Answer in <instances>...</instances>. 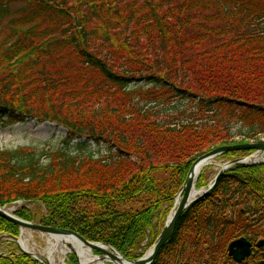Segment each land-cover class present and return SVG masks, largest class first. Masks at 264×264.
Instances as JSON below:
<instances>
[{
	"label": "trees",
	"instance_id": "obj_1",
	"mask_svg": "<svg viewBox=\"0 0 264 264\" xmlns=\"http://www.w3.org/2000/svg\"><path fill=\"white\" fill-rule=\"evenodd\" d=\"M5 21L0 123L50 122L69 134L45 159L0 148V207L41 202L43 225L134 260L157 240L198 157L235 145V125L248 131L242 143L264 136V0H0ZM162 98L193 100L220 118L165 125L139 106ZM89 142L108 155L70 153ZM241 154L250 153L223 157ZM167 170L175 173L159 176ZM19 232L0 217V236ZM241 237L264 240V163L223 174L154 264H237L228 247ZM0 264L41 263L12 251ZM243 264H264V247Z\"/></svg>",
	"mask_w": 264,
	"mask_h": 264
},
{
	"label": "rangeland",
	"instance_id": "obj_2",
	"mask_svg": "<svg viewBox=\"0 0 264 264\" xmlns=\"http://www.w3.org/2000/svg\"><path fill=\"white\" fill-rule=\"evenodd\" d=\"M8 22H3L0 25V42L8 38L10 30L8 29ZM137 89L141 88L147 90V87L140 85L136 87ZM148 99V98H147ZM165 98H162L159 102H150L143 101L139 103V106L143 108L144 111L152 113L156 118L164 123L165 125L170 126H181L189 122H195L199 125L207 122L211 119L220 118V115L215 112H206V109L198 107L197 102L193 100H169L164 102ZM224 118V117H223ZM222 118V119H223ZM235 137L233 138L236 144H246L247 142L242 143L241 140L244 139L241 135H246L248 131L242 128L239 125H235L232 129ZM68 131L56 124L52 123H39L38 121H27L25 123L15 124V125H2L0 123V148L3 149H21V148H34L38 154L42 155L43 159L48 158L52 153L57 152L62 149L63 140L67 137ZM264 141V136H258L250 142ZM88 142V141H87ZM239 142V143H238ZM76 144V143H75ZM73 144V145H75ZM72 155L75 153L81 155L82 158H104L108 155V149L105 146H99L93 142H89V147L79 149V151L71 150ZM247 157L249 155H240V157ZM230 161L228 158L219 157L216 159L215 164L207 167L201 177L203 176V183L201 187H198L197 190L205 189L213 179L215 178L219 166L226 165ZM167 174H159V176L170 177L175 172L173 170H167ZM189 174V172H188ZM187 174V176H188ZM187 179V177H186ZM205 187H204V186ZM16 202V201H15ZM15 202L10 203V207L19 208ZM27 206L29 213L34 215V222L38 223L41 213H42V204L39 202L25 205ZM140 205H134L133 207L138 208ZM24 207V206H22ZM21 207V208H22ZM19 208V209H21ZM18 209V210H19ZM33 239L31 244L35 247L37 257L46 261L47 256L44 254V250L47 248V238L48 235H44L39 232H31ZM20 250L17 245H13L10 242L3 241L0 245V254L9 256L12 254V251L16 252ZM149 251V250H148ZM147 251V252H148ZM95 256L103 258V255L94 252ZM63 261L65 264H80L79 257L73 253H68V255L63 256L60 254L55 255L56 264H62ZM105 264H112L110 262H105Z\"/></svg>",
	"mask_w": 264,
	"mask_h": 264
},
{
	"label": "water",
	"instance_id": "obj_3",
	"mask_svg": "<svg viewBox=\"0 0 264 264\" xmlns=\"http://www.w3.org/2000/svg\"><path fill=\"white\" fill-rule=\"evenodd\" d=\"M237 151H255L259 153L264 152V141L249 143L245 145H236V146H231V147H220L198 158L194 162L193 166L191 167L187 180L184 186L182 187L181 191L177 195V199L182 197L180 203L175 204L173 213L167 219L165 227L163 231L161 232L153 248L144 257L140 259L127 260L117 250H115L112 247L99 244V243L87 242L81 236L71 231L60 230V229L45 227L39 224L25 222L13 216L12 214H9L3 209H0V217L8 220L11 223H14L15 225L20 226L23 229L38 231V232H42V233L49 234V235H61V236L73 237L77 239L78 241H80L82 244L91 247L93 250L103 255V258L110 257L112 259H116V260L118 259L119 261H121L120 263H116V264H154L160 251L172 239L175 233L177 224L181 216L183 215V213L191 205H193L196 201H198L200 198L208 194L209 191L216 185L219 178L223 175L224 172H226L231 166L236 165V164H252V165L259 164L257 162L251 163L250 158H242V159H238V160L228 163L227 165L221 168V170L218 172V174L216 175L215 179L211 182L209 187L207 189L200 191L199 196L197 198H194L195 195L193 194V192L195 190L196 181H197V177L195 176V172H194L195 169L200 164H203L205 161L215 159L229 152H237ZM12 239L15 241H18V239L16 238H12ZM257 247L258 248L264 247V240L260 241L257 244ZM105 248H108L110 252H107ZM252 251H253V244L246 238L235 240L229 246V256L233 258V260L238 264H242L248 257H250L252 255ZM26 254L35 257V255L32 253L26 252ZM117 256L119 258H117ZM45 264H49V263H45Z\"/></svg>",
	"mask_w": 264,
	"mask_h": 264
},
{
	"label": "bare ground",
	"instance_id": "obj_4",
	"mask_svg": "<svg viewBox=\"0 0 264 264\" xmlns=\"http://www.w3.org/2000/svg\"><path fill=\"white\" fill-rule=\"evenodd\" d=\"M215 164V160H208L205 161L203 164H200L195 169V176L198 178L200 173L205 170L207 167H210ZM193 194L195 195L194 198L199 196L198 190H194ZM181 198L177 199V204L180 203ZM33 239V235L26 230L22 231V236L19 241L20 247L30 253L36 254L35 247L31 244V240ZM48 246L44 250V254L47 256L48 262L50 264H56L55 262V255L60 254L63 256L68 255L70 252H75L78 257L80 264H105V262H112L114 264L120 263L118 259H112L110 257L100 258L94 255V251L91 247L86 246L76 240L73 237L69 236H61V235H51L47 238ZM107 252H110L108 248H105ZM117 258H119L117 256ZM62 264H65L63 261Z\"/></svg>",
	"mask_w": 264,
	"mask_h": 264
}]
</instances>
